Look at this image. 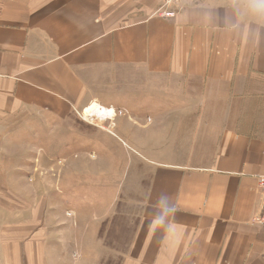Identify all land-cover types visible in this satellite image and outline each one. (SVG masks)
Returning a JSON list of instances; mask_svg holds the SVG:
<instances>
[{
	"label": "crops",
	"instance_id": "obj_1",
	"mask_svg": "<svg viewBox=\"0 0 264 264\" xmlns=\"http://www.w3.org/2000/svg\"><path fill=\"white\" fill-rule=\"evenodd\" d=\"M156 6L0 0V126L90 103L117 111L124 124L116 125L131 126L118 138L141 158L164 160L151 163L119 264H264V227L251 222L264 174V3L180 0L167 8L170 18ZM130 79L142 85H112ZM153 93L193 94L195 104L186 96L145 102ZM155 126L164 128L159 147ZM38 197L21 202L22 214L0 198V264H59L52 241L61 231L49 225L53 215L43 218ZM159 215L164 223L152 225Z\"/></svg>",
	"mask_w": 264,
	"mask_h": 264
},
{
	"label": "rangeland",
	"instance_id": "obj_2",
	"mask_svg": "<svg viewBox=\"0 0 264 264\" xmlns=\"http://www.w3.org/2000/svg\"><path fill=\"white\" fill-rule=\"evenodd\" d=\"M178 1L163 5V0H156L153 13L173 17L174 12L167 8ZM112 85L141 86L142 80L138 84L131 79L117 80ZM183 96L195 104L193 94L160 93L145 102L162 103L168 97L172 103L180 102ZM90 105L66 116L26 112L6 118L4 126H0V198L5 201L4 210L22 214L21 202L42 194L38 208L43 201V218L51 219L53 215L55 219L49 225L61 231L59 238L52 241L53 257L59 254V264H119L145 199L151 163L164 161L141 158L131 150L130 142L118 138V128L122 126L116 124L124 122L114 117L117 111L110 109L114 113L111 117V111L84 117L82 113ZM194 113H190L189 120ZM122 128L130 132L131 126ZM155 129L152 145L159 147L164 144V128ZM35 184L42 188L36 189ZM29 215L30 211L26 222L32 220Z\"/></svg>",
	"mask_w": 264,
	"mask_h": 264
},
{
	"label": "built area",
	"instance_id": "obj_3",
	"mask_svg": "<svg viewBox=\"0 0 264 264\" xmlns=\"http://www.w3.org/2000/svg\"><path fill=\"white\" fill-rule=\"evenodd\" d=\"M171 1L173 0H163V3H164L163 5H166L170 3ZM110 109L111 108H106L107 111H109ZM104 116L108 117L109 115L105 114ZM257 189H258L259 197H260V208H259V211L252 216L251 222L256 225L264 227V174L258 177Z\"/></svg>",
	"mask_w": 264,
	"mask_h": 264
},
{
	"label": "bare ground",
	"instance_id": "obj_4",
	"mask_svg": "<svg viewBox=\"0 0 264 264\" xmlns=\"http://www.w3.org/2000/svg\"><path fill=\"white\" fill-rule=\"evenodd\" d=\"M104 111L106 113H109L111 110L107 111L104 108L100 109V107L98 106L97 103H91V105L82 113V115L84 117H86L87 115H90V114L100 116ZM110 113H111L110 116H113V112L111 111Z\"/></svg>",
	"mask_w": 264,
	"mask_h": 264
},
{
	"label": "clouds",
	"instance_id": "obj_5",
	"mask_svg": "<svg viewBox=\"0 0 264 264\" xmlns=\"http://www.w3.org/2000/svg\"><path fill=\"white\" fill-rule=\"evenodd\" d=\"M262 3H264V0H262ZM170 207H172L171 204H165V209H168ZM164 220H165V217L162 215H159V216L155 217L151 223H152V225H161L164 223Z\"/></svg>",
	"mask_w": 264,
	"mask_h": 264
}]
</instances>
